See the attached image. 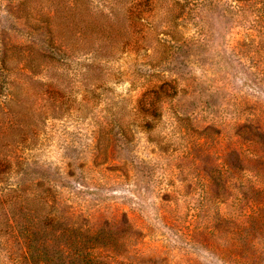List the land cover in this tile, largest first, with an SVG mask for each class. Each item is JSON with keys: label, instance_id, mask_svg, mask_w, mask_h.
Masks as SVG:
<instances>
[{"label": "rangeland", "instance_id": "374dc122", "mask_svg": "<svg viewBox=\"0 0 264 264\" xmlns=\"http://www.w3.org/2000/svg\"><path fill=\"white\" fill-rule=\"evenodd\" d=\"M186 1L0 0V264L48 212L94 264H264V28Z\"/></svg>", "mask_w": 264, "mask_h": 264}, {"label": "trees", "instance_id": "16d2710c", "mask_svg": "<svg viewBox=\"0 0 264 264\" xmlns=\"http://www.w3.org/2000/svg\"><path fill=\"white\" fill-rule=\"evenodd\" d=\"M172 1L178 9L188 3L186 0ZM234 1L239 7L245 4L254 6L255 19L261 22L260 27L264 28V0ZM177 32L172 29L169 33L173 42L179 40ZM47 214L43 217L31 214L26 218H13L15 223L12 226V236L22 249L20 258L29 263L37 260L40 264H94L95 259H98L97 253L92 252V247H95V231L83 229V226L67 221L53 212Z\"/></svg>", "mask_w": 264, "mask_h": 264}]
</instances>
